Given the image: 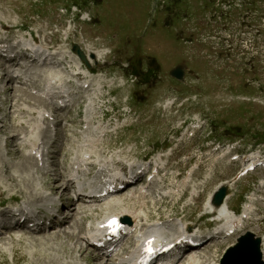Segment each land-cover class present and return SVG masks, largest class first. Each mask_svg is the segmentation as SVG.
Instances as JSON below:
<instances>
[{
  "label": "rangeland",
  "instance_id": "374dc122",
  "mask_svg": "<svg viewBox=\"0 0 264 264\" xmlns=\"http://www.w3.org/2000/svg\"><path fill=\"white\" fill-rule=\"evenodd\" d=\"M159 1L154 4L155 0H0V27L4 29L1 31L0 28V35L33 37L42 44L51 45L55 51L65 52L71 49V43L78 44L80 42L77 32L81 31L85 43L88 45L86 47L92 51L100 50L102 52L100 58L97 59L98 63H101L100 67L91 62L92 68L89 70L103 76L106 81L103 84L104 88L93 86L92 89L86 90V95L97 94V97L100 98L101 93L104 97L103 101L109 103V107H113L115 114L122 115L121 125H127L128 120L124 116V112H128L130 109L132 110L130 117L135 119L139 114L140 123L133 121L131 127L124 126L117 135L108 134L105 136L104 144L97 145L95 150L91 151V157L87 164H92H86L85 172L89 171V166H93L90 171L98 170V174L101 175L99 169H104L100 168V162L105 163V170L111 169L112 162L124 163L140 159L147 152L153 151L157 147L164 148L171 142L174 145L178 144L179 149L186 144L203 146L204 151L196 152L188 149L187 153L189 154L186 153L184 156H194L193 163H199V165L203 163L204 166H198L189 174V169L184 170L183 161L185 158L180 157L179 159L183 160L176 165L171 162L173 166L164 175L174 188L182 190L189 187L184 198L178 200L180 195L178 194L171 201L163 199L147 204L127 202L123 205L120 202H115L113 210L109 206L107 208L110 211L119 212L126 209L137 213L139 215L138 226L141 225L144 229L160 218L158 224L165 221V224L174 222L175 224L171 225L179 226L190 224L193 229H199L200 226L204 228L203 231H206V226L213 224L214 221L205 205L207 197L212 194L218 184L228 183L232 177L236 176V170L241 163L224 165V160L218 159V165L212 170L211 140L226 141L224 139L226 137L241 136L245 142L246 150L255 144L264 149V21L260 19L264 13V0H252L253 4L255 1V4L249 6L253 7L255 12L243 18L240 17L243 16L242 13L245 14L252 9L247 4L244 5L242 0H236L237 5L234 12L236 17H234L233 24L240 28L231 31V33L235 31L245 33L235 38V43L241 42L244 47L245 55L243 52L241 53L240 49L226 51L227 43H225L223 46L217 45L216 52L220 54V57H216L213 61L207 56L203 57L206 53L202 55L198 47L183 50L182 43L175 36L176 31L184 29L185 25L196 29L200 25L206 26V23L197 19L182 23L176 14H169L167 10L172 5L176 13L200 9V4L209 3L210 0H180V2L164 0L163 9H159ZM65 4L68 6H64ZM72 5H77L82 11L89 13V18L92 16L91 21L94 20V24H97L98 31L92 23L85 27L76 21L71 25L66 24L57 8L59 6L69 8ZM209 6L204 7L203 13ZM72 9L74 10V8ZM253 14L256 15L254 20L251 19ZM165 16L167 19L162 23ZM65 18H72L71 13H68ZM166 21L167 26L165 25ZM219 25V23L210 22L208 28L213 30ZM251 28H253L252 33L257 28L256 35H248ZM153 30H156L155 36L150 37ZM136 39H139V43L134 51L140 52L137 49H141L143 53H149V55H161L162 60L159 61L164 68L169 66L166 63L173 60L180 61L185 53H187V57L194 59L191 62L194 74L186 77L185 84L179 85L180 88L176 90L185 95L181 109L170 111L163 108L161 102L163 94H172L174 86L177 85L175 82H167L166 75L162 72L159 74L161 79L155 84L156 78L153 80L152 76H138L135 80L134 77L126 76V73L122 71V64H128L129 68H132L131 57L123 59L133 53L128 51H133ZM128 40H130V45L123 44ZM210 44L213 47L216 46V43L210 42ZM198 46L201 50L206 47L205 45ZM241 55L243 56L239 57ZM187 61L190 64V61ZM82 68L88 70L83 64ZM53 76V71H50L46 80L51 78L56 81L52 78ZM59 81L62 82V79ZM4 91H6L5 95L2 93ZM29 96V93L22 90L4 89L2 91L0 88V204H13L15 201L31 205L41 204L49 202L59 195L51 190L54 187L57 191L55 186L60 183L56 174L58 167L55 166V161L48 159L51 161L48 162L47 167H44L45 169L35 167V160L24 154L27 150H22L19 145L16 146L17 142L15 143L16 135L21 132L19 130H22L19 128V122L22 118L28 121L31 118L28 114H24L23 104L39 103L35 102L33 97L28 100ZM3 99L7 100L2 101ZM18 99H21L22 102L17 101ZM99 105L100 101L93 100L88 112H98ZM104 106L107 107V104ZM76 112L79 111L75 109L72 111V120L66 121V128L61 126L64 131L62 130L58 134L56 141V144L61 145V152L52 156L59 163L62 160L65 161L66 168L74 154L65 158L66 152L70 153L74 146L79 147L81 143H78L81 138L79 131L83 128L79 124L81 117L76 115ZM183 121L189 122L186 126L189 133L186 134L184 140L188 139L190 133L197 127L201 128L195 137L185 142L186 144L180 145L179 140L173 138L168 142V136L172 132L177 133ZM40 130L44 132L43 128ZM208 134H210L209 137H207ZM42 136L39 135V138L42 139ZM204 137H207V142H203ZM182 152H184V148H182ZM197 156L204 157L205 162ZM213 157L218 158V154L215 153ZM195 173H197L196 178L192 176ZM178 174L179 176L176 177ZM93 177L97 179L98 175L95 176L94 173ZM254 183L256 182L252 177H238L236 183L231 186V193H235V195L228 199L229 206L240 209L239 202L245 199L241 198L242 194L249 191L253 194L255 192ZM60 190L62 189L57 192L59 193ZM116 200L118 199L116 198ZM107 208H99V211L93 212L89 218H99L108 212ZM133 208L140 209V212ZM249 215L252 216V221L246 224V231L252 232L256 237H263L264 203H258L255 208L250 209ZM80 216L81 214H78L76 217L80 218ZM169 216L170 219H168ZM173 231V229L170 230V233ZM0 238H3L0 240V264H100V262H95V252L84 246L79 237L52 233L49 235H24L14 232L12 235H4ZM234 239H230L231 242L234 241L233 244L236 241V238ZM218 244L204 252L201 263H213L212 260H216L218 263L219 257L229 243L223 247H218ZM78 248L83 249L82 256Z\"/></svg>",
  "mask_w": 264,
  "mask_h": 264
},
{
  "label": "bare ground",
  "instance_id": "6f19581e",
  "mask_svg": "<svg viewBox=\"0 0 264 264\" xmlns=\"http://www.w3.org/2000/svg\"><path fill=\"white\" fill-rule=\"evenodd\" d=\"M65 53H68V55H67V57L69 58V60H66V63L67 64H70V66L72 67V69H71V72L68 74L67 73V71L66 70H64L63 71V73L64 74H62V76H63V78H66V80L67 81H70V80H73V77L76 75V74H79V73H84L85 74V72L84 71H82V66H81V63L78 61V59H77V57H76V55L75 54H73L72 52H69L68 50L67 51H65V52H63V54H65ZM94 54H95V57H99V55H100V52L98 51V52H94ZM48 59V58H47ZM88 61H90V59L88 58ZM92 61V60H91ZM46 63H48V67H46V68H49L50 70H52L53 71V77L52 78H54V79H56V80H59L60 78H58V76H57V69L56 70H54V65H52L50 62H46ZM84 77H87V79H88V82H89V85L93 82V79H92V77L90 76V75H83ZM94 77V83H96L97 85V87L99 88H101V82H102V79L100 78L98 81H97V79H95V78H97L98 76H93ZM78 81V80H77ZM46 83L48 84V86L46 87V93H48V94H51V95H54V96H57V95H59V94H61V90L60 89H58L57 87H55V85H60L63 89H64V86H63V83H57L55 80H53V79H51V78H48V80L46 81ZM67 89L69 90V88L67 87ZM13 94V93H12ZM32 97H34L35 98V100L36 101H39V98H37L36 96H34V95H31L30 94V96L29 97H27L28 98V100H30V98H32ZM14 99V98H13ZM23 99V98H22ZM19 100V99H18ZM21 100V99H20ZM24 101H26L27 102V100H25L24 99ZM23 101V102H24ZM35 101V102H36ZM15 104V103H14ZM29 104V103H28ZM37 105V104H36ZM20 109V108H19ZM24 114H28L31 118H30V121H32V122H35V119L34 118H36V116H31V111L28 109V110H25L24 111ZM26 122L28 121V120H25ZM63 126V125H62ZM26 126L25 125H19V128H21L22 130H19V131H24L23 130V128H25ZM18 131V130H17ZM102 131V127H100L99 125H92L90 122H87L86 123V127H85V129H84V131H83V138H82V140H80L79 142H81L80 143V146L78 147L80 150H82V152H91L92 150H95V147L98 145V144H101L102 142L101 141H99V140H95V135L98 133V132H101ZM14 134V133H13ZM17 136V135H16ZM82 136V135H81ZM80 139V138H79ZM17 145V144H16ZM77 148V149H78ZM25 157V156H24ZM31 157V156H30ZM26 158H28V157H26ZM29 159V158H28ZM23 167H25L24 165H22ZM35 166V165H34ZM36 167V166H35ZM93 167V166H92ZM56 173H57V171H56ZM56 175V174H55ZM59 174L57 173V176H58ZM11 176V175H10ZM11 177H13V178H15L16 180H18L16 177H14V176H11ZM20 177V176H19ZM21 179V178H20ZM60 180V179H59ZM63 181H65V179H63ZM55 183H57V182H55ZM221 185H224L226 188H227V184L226 183H221V184H219L218 186H221ZM217 186V187H218ZM55 187H57V191L59 190V189H64V188H67L68 187V185H66L65 187H64V182L63 183H57V185L55 186ZM54 190L55 192H57L56 191V188H51V190ZM53 192V191H52ZM58 193V192H57ZM56 194V193H55ZM59 194H60V197H62V195H63V192L61 191V192H59ZM228 197L229 196H226L225 197V199H224V201H223V203L220 205V206H213L210 202H209V200H210V195L208 196V198H207V200H206V204H207V207L209 208V211L212 213V215L214 216V215H216L217 217H219L220 215H222V214H226L227 215V213H229L230 212V206L228 205ZM109 203V208L110 209H114V207H115V203H114V200L113 201H109L108 202ZM2 215V214H1ZM110 215L111 216H114V215H117V216H120V217H127L128 219H129V221H130V224L128 225L127 223H126V225L127 226H129V227H134V225H135V223L137 222V224L139 225V215L137 214V213H135V212H131V211H128V210H122V211H119V212H117V211H111L110 212ZM110 215H107L106 216V218L108 217V216H110ZM226 222L228 223V224H231L234 228H235V235H237V234H242L243 232H245L244 230H245V227L244 226H241L240 224H239V221H238V219H233V218H230V219H228V217H227V219H226ZM169 229L170 230H174L175 232L177 231V234L178 233H180V232H191L190 230L192 229V226L191 225H186V226H180V227H178V225H170L169 226ZM158 232H162V226L161 225H156V224H152V225H150L149 227H147V228H142L141 227V225H140V227L138 228V233H139V236L137 237V239H133L132 238V240H130L129 241V243H128V245H127V248H128V252H133V247H134V245L135 244H137L138 245V243H139V240H140V238H142V237H147L148 235H150L151 233H158ZM66 235H68L69 237H77L78 238V236H74L73 234H69V233H65ZM175 236V235H174ZM173 236V240H175V239H177V237H174ZM172 240H170L169 241V243L171 242ZM219 243V244H218ZM227 243H232L231 241H230V239L227 241ZM215 244H218L217 246L218 247H223L225 244H226V241H222V242H218V241H215L214 243H213V245H215ZM221 244V246H219ZM212 247V246H211ZM211 247H209V248H211ZM216 247V246H215ZM79 249V248H78ZM261 250V253H262V255H263V257H264V238H262V240H261V248H260ZM83 249L82 248H80L78 251H80V255L82 256V254H83V251H82ZM203 255H204V253H203ZM262 257V258H263ZM200 258H204V256H201ZM83 259V258H82ZM85 259H86V257H85ZM84 259V260H85ZM192 259V262H195V258H191ZM73 260V259H72ZM95 260V259H94ZM205 261H207V260H205ZM213 261V263H205V264H218L217 262H216V260H212ZM78 262V261H77ZM76 262V263H77ZM219 262V261H218ZM81 263H82V261H81ZM90 264V263H89ZM192 264V263H191ZM196 264V263H195ZM199 264H203V263H199Z\"/></svg>",
  "mask_w": 264,
  "mask_h": 264
},
{
  "label": "water",
  "instance_id": "95a60500",
  "mask_svg": "<svg viewBox=\"0 0 264 264\" xmlns=\"http://www.w3.org/2000/svg\"><path fill=\"white\" fill-rule=\"evenodd\" d=\"M74 50L78 53L82 60H85L83 53L74 46ZM92 57V55H91ZM172 75L179 77L181 76L180 69H174ZM225 194V189L221 188L219 192L215 194L214 203L216 205L220 204L223 196ZM264 264L260 260V252L258 248V239L253 241L250 236L243 237L239 240V244L232 250L231 253L226 255L222 261V264Z\"/></svg>",
  "mask_w": 264,
  "mask_h": 264
},
{
  "label": "flooded vegetation",
  "instance_id": "af4514ba",
  "mask_svg": "<svg viewBox=\"0 0 264 264\" xmlns=\"http://www.w3.org/2000/svg\"><path fill=\"white\" fill-rule=\"evenodd\" d=\"M137 50H139L140 52L134 51L133 54L131 55V66L133 67V70H134L135 73H137V71H136L137 68L143 69V67H145V68L148 69V63H149L148 57L149 56H155L157 59L158 58L160 59V57H158V55H149V54L143 53L141 51V49H137ZM147 72L148 71H145V74ZM151 72H152V74H154V77H156L157 79H160L158 77V74H157V72L155 70H151ZM156 82H158V80Z\"/></svg>",
  "mask_w": 264,
  "mask_h": 264
},
{
  "label": "snow or ice",
  "instance_id": "6c2138e0",
  "mask_svg": "<svg viewBox=\"0 0 264 264\" xmlns=\"http://www.w3.org/2000/svg\"><path fill=\"white\" fill-rule=\"evenodd\" d=\"M114 223V222H113Z\"/></svg>",
  "mask_w": 264,
  "mask_h": 264
}]
</instances>
